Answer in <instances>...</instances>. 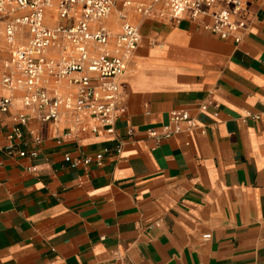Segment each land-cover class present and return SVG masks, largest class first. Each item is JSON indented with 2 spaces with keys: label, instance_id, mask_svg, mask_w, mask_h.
I'll return each mask as SVG.
<instances>
[{
  "label": "crops",
  "instance_id": "0c3cea01",
  "mask_svg": "<svg viewBox=\"0 0 264 264\" xmlns=\"http://www.w3.org/2000/svg\"><path fill=\"white\" fill-rule=\"evenodd\" d=\"M246 1L238 44L205 30L210 18L175 21L163 4L146 15L118 2L106 25L119 33L122 10L141 41L119 79L115 134L83 131L86 114L31 116L14 143L37 157L7 153L28 110L22 91L1 84L0 38V99H15L0 110V264H264V0ZM51 90L74 92L66 82ZM175 111L198 127L150 136ZM117 146L101 166L65 160Z\"/></svg>",
  "mask_w": 264,
  "mask_h": 264
},
{
  "label": "built area",
  "instance_id": "2783aa9c",
  "mask_svg": "<svg viewBox=\"0 0 264 264\" xmlns=\"http://www.w3.org/2000/svg\"><path fill=\"white\" fill-rule=\"evenodd\" d=\"M151 1L0 0V38L4 39L9 54L1 84L10 91H22L20 103L28 110L15 119L8 136V154L37 157L38 152H18L14 141L24 137L31 116L41 122H56L62 110L86 114L91 126L81 124L83 131L115 134L116 122L125 112L119 106V79L127 72L141 41L139 29L127 20L122 10L119 33L106 25L118 2L123 9L134 7L146 15L152 14L154 4H163L175 21L186 16L194 21L210 18L204 23L205 30L222 39H233L237 44L248 27L246 0ZM220 4L225 7L221 8ZM60 82H66L73 94L62 95L51 90L53 83ZM14 100L12 96L1 98L0 110L9 112ZM208 107L203 104L200 109L207 111ZM77 121L80 123V117ZM197 127V121L188 111H175L161 132L150 130L149 134L160 140ZM133 132L131 129L128 133ZM110 151L121 153V146L104 149L95 159L72 160L66 156L65 160L75 166L80 163L101 166L104 153ZM210 238V234L204 235V239Z\"/></svg>",
  "mask_w": 264,
  "mask_h": 264
},
{
  "label": "rangeland",
  "instance_id": "374dc122",
  "mask_svg": "<svg viewBox=\"0 0 264 264\" xmlns=\"http://www.w3.org/2000/svg\"><path fill=\"white\" fill-rule=\"evenodd\" d=\"M5 62H6V61H5ZM5 62H4V63H5ZM19 101H20V100H19ZM20 102H21V101H20Z\"/></svg>",
  "mask_w": 264,
  "mask_h": 264
}]
</instances>
